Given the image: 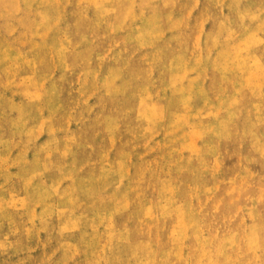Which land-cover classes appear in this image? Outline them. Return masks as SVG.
<instances>
[{"label": "rangeland", "instance_id": "obj_1", "mask_svg": "<svg viewBox=\"0 0 264 264\" xmlns=\"http://www.w3.org/2000/svg\"><path fill=\"white\" fill-rule=\"evenodd\" d=\"M0 264H264V0H0Z\"/></svg>", "mask_w": 264, "mask_h": 264}]
</instances>
